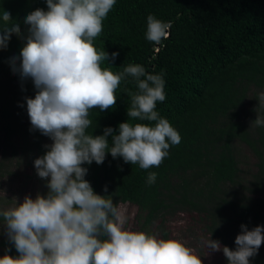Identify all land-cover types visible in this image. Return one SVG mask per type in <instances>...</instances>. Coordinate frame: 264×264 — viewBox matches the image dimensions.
<instances>
[{"label":"trees","instance_id":"trees-1","mask_svg":"<svg viewBox=\"0 0 264 264\" xmlns=\"http://www.w3.org/2000/svg\"><path fill=\"white\" fill-rule=\"evenodd\" d=\"M0 7L10 9L9 19L19 21L23 33V17L47 6L45 0H0ZM149 13L170 22L160 45L144 37ZM22 43L21 36L11 33L7 45H0V133L5 150L15 149L26 104L10 102L13 87L23 93L35 90L30 78L22 80L10 67L9 58L19 53ZM93 43L109 54L102 67L113 72L129 63H140L149 72L163 70L165 100L157 102L156 109L181 136L158 167L141 169L108 153L101 164L85 165V179L93 190L105 194L107 185L114 203L127 201L138 208L140 228L156 223L154 231L162 235H169L166 215L198 212L210 238L230 249L242 223L249 229L264 225V127L251 124L258 105L255 96L264 91V0H116ZM113 51L118 52L115 60ZM125 89L135 91L131 77L118 85L113 106L90 111L93 135L102 134L105 126L115 130L127 119L130 97ZM46 139L34 131L36 157L47 150ZM237 142L246 144L257 159L246 184L241 181ZM149 171L157 173L153 184L145 182ZM0 243L9 255H17L8 238ZM222 259L227 264L224 255ZM250 261L264 264V240Z\"/></svg>","mask_w":264,"mask_h":264},{"label":"clouds","instance_id":"clouds-1","mask_svg":"<svg viewBox=\"0 0 264 264\" xmlns=\"http://www.w3.org/2000/svg\"><path fill=\"white\" fill-rule=\"evenodd\" d=\"M45 3L46 9L37 7L23 17V33L20 22L9 19L10 9L0 7V45H7L11 33L22 37L10 67L22 80L30 78L35 89L33 96L24 97L30 130L51 140L33 161L36 174L47 178V192L25 195L19 203L13 198L14 206L0 207V224L17 252L0 255V264H202V254L179 233L133 228L128 202L114 203L107 185L100 194L85 179V165L101 164L106 153L147 170L158 167L170 146L180 142L178 130L156 109L165 100L163 70L149 72L140 63H129L119 72L102 67L109 54L93 42L116 0ZM170 26L149 13L144 37L160 45ZM117 55L113 51L112 60ZM129 77L135 91L125 89L130 97L127 119L115 130L105 126L102 134L93 135L90 111L113 106L115 90ZM255 97L251 124L264 127V91ZM156 177L149 171L145 182L153 184ZM240 229L235 248L209 235L204 249L222 251L227 264H251L264 240V225L249 229L242 223Z\"/></svg>","mask_w":264,"mask_h":264},{"label":"rangeland","instance_id":"rangeland-1","mask_svg":"<svg viewBox=\"0 0 264 264\" xmlns=\"http://www.w3.org/2000/svg\"><path fill=\"white\" fill-rule=\"evenodd\" d=\"M19 86L13 87L10 102L13 105L23 104L25 96H33L34 91L22 92ZM250 97V95H249ZM249 97L246 99V105L249 104ZM4 100V97H3ZM31 125L27 115L26 104L23 107L21 123L18 126L19 134L14 138L15 149L5 150L1 145L0 133V207L14 206V199L17 203L22 202L25 195L35 197L37 192L45 194L47 192L46 180L36 174L33 165L36 153L32 148L31 138L35 130H30ZM1 131V130H0ZM45 145L51 143L50 139L44 141ZM239 152V166L242 183L246 184L256 170V156L250 148L237 142ZM131 214L130 225L133 228H140L141 221L137 218L140 214L135 205L128 204ZM166 229L168 234L179 233L195 250L202 254V264H222V251H212L204 249L203 242L207 240L209 234L205 231L202 220L197 213L178 211L174 214L166 215ZM156 230V223L149 228ZM7 238L5 228L0 224V242ZM5 247L0 243V255L5 253Z\"/></svg>","mask_w":264,"mask_h":264}]
</instances>
